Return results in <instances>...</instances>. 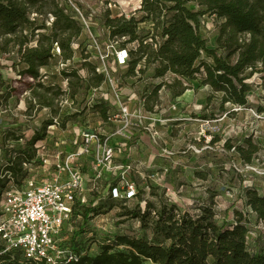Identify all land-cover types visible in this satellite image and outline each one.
<instances>
[{"label": "trees", "instance_id": "obj_1", "mask_svg": "<svg viewBox=\"0 0 264 264\" xmlns=\"http://www.w3.org/2000/svg\"><path fill=\"white\" fill-rule=\"evenodd\" d=\"M112 1L116 3L117 0ZM30 14H48L53 18L48 33L37 34L36 44L32 47L28 46L30 41L23 32L30 30L32 35L45 26H36V20L29 18ZM129 14L126 18L123 14L112 15L106 11L99 16L100 27L108 31L109 37H125V43L141 42L137 51L130 52L127 76L134 73L144 58V68L148 65L155 67V78L167 74L173 77L170 83H165L171 99L181 97L187 90L184 81L198 80L210 90L206 104L213 95L220 94L219 112L224 113L226 105L238 108L248 105V96L253 93L249 80L258 71V65L264 64V0H141L135 15ZM204 16H214L220 21L214 48H209L202 36L201 18ZM146 22L152 26L142 36L139 24ZM0 37H7V45L13 43L17 48L19 63L23 65L20 75L31 78L43 91L42 94L34 93L38 105L43 108L52 109L53 100L60 92L58 89L53 92L52 84L45 87L38 82L41 79L39 69L48 66L56 57L65 64L76 56L84 66L83 77L76 71H61L63 78L74 79L69 81L72 98L77 95L79 86L87 93L103 82L102 75L93 73V63L82 61L87 58L83 48L81 51L72 49L74 41L84 40L75 12L66 0H0ZM148 38L153 44L157 43L156 49L151 44H142ZM55 46L59 54L54 51ZM3 85L0 74V88ZM9 97L6 94V98ZM94 108L102 117L105 116L104 105L96 104ZM259 111L263 112L262 109ZM66 117L65 114L60 117L62 128ZM195 117L207 119L204 114ZM51 125V120L44 122L22 143L21 137L13 132L7 131L2 135L3 141L14 145L6 148V160L0 164V200L7 185L18 188L28 176L23 164L37 168L38 154L49 152L47 129ZM218 141L214 137L211 143ZM223 147L233 151L244 165H250L260 150L250 137L242 144H233L228 139ZM243 197L245 206L250 208L256 219L264 221V195L247 187ZM138 198L144 201L143 190H139ZM94 202L95 199L89 200L88 207L79 202L74 205L72 217H79L77 229L67 234L65 244L78 258L67 264H264V251L251 253L248 249L249 220L245 214L235 210L231 217L233 223L225 221L226 214L225 220L218 225L213 198L208 204L196 206L195 214L179 212L175 205L161 204L156 209L145 202V208H141L138 202L130 207L124 206L118 217L144 222V229L150 231L151 237L142 240L116 236L110 243H100L95 239L93 243L98 242V252L90 255L83 249L82 236L85 233L83 226L96 216ZM105 202L113 200L107 197ZM118 247L122 249L118 250ZM0 264L34 263L23 260L16 252L0 251Z\"/></svg>", "mask_w": 264, "mask_h": 264}, {"label": "rangeland", "instance_id": "obj_2", "mask_svg": "<svg viewBox=\"0 0 264 264\" xmlns=\"http://www.w3.org/2000/svg\"><path fill=\"white\" fill-rule=\"evenodd\" d=\"M71 1L82 11L90 24L92 33L98 34L100 40L105 38V29L100 27V15L110 11L112 15L124 12L129 16L128 13L136 6L135 0L130 2L117 0L116 3L112 0ZM114 4L115 7H113ZM135 17H139V15ZM29 18L36 20V26L42 24L45 26V29L34 31L32 35L30 30L23 32L30 41L28 46L32 47L36 44L37 34L48 33L53 18L48 14L42 16L30 14ZM201 22L203 23L202 36L206 45L209 48H214L220 21L214 16H204L201 18ZM149 27L150 22L139 24L142 36L149 31ZM7 40V37H0V74L1 81L4 83L0 88V94H2V99L0 98V164L6 160V148L14 145L13 142L3 141L2 135L9 131L21 137L20 143L28 140L35 131L41 128L44 122L62 116L60 102L66 100L68 96V91L59 93L53 100L52 109L38 105L34 93L42 94L43 91L36 87L34 81L20 75L23 65L19 63L16 54L17 48L13 43L7 45ZM86 43V39L84 42L76 40L72 44V49L81 51ZM83 68L82 62L76 56L65 64L56 57L50 61L48 66L39 69L41 79L38 82L45 87L52 84V91L55 92L58 89L60 92L61 88L64 89L65 80L68 85L69 81H74L73 78H63L61 71L65 70L67 73L76 71L83 77L85 76ZM154 68L153 65L146 66L141 78L136 83L125 78L126 70H117L113 76L118 86L128 88L134 84L133 86L140 88L144 80V89L147 87L150 90L158 81L153 76ZM172 78L167 74L163 77V81L170 83ZM140 82L141 84H139ZM249 83L252 85L253 93L248 96V105L244 108L226 105L225 112L221 113L218 111L220 94L213 95L211 101L206 104V98L210 96L209 88L201 85L198 80L184 81L187 90L181 96L185 99L180 100L177 104V108L180 110L179 117L187 114L183 109L184 106L193 103L195 106L190 117L194 118L195 115L204 114L209 121L208 126L204 127L199 122H177L176 124L179 126L173 127V132L168 136L170 142L164 144L163 140H159L155 145L150 143L153 149L144 154L142 169L135 171L144 174V204H141V208H145V202H148L156 209H159L161 204L175 205L179 212L195 214L196 206L208 204L213 198L215 204L213 210L218 225H221L225 220L226 214L225 221L229 224L233 223L232 213L235 210L241 211L249 220L248 249L254 253L264 251V226L258 223L250 208L245 206L243 196L247 187L254 188L260 195H264V64L258 65V71L251 77ZM74 88L77 86L74 85ZM101 91L96 96L94 95V98H97L95 101L111 99L109 96L111 91L108 88ZM76 92L74 106L78 109L82 107L83 110L80 112L81 114L71 115L65 119L70 124L83 121L88 114L85 108L88 92L84 93L81 86L76 89ZM71 93L72 89L69 85V94ZM6 94L10 97L6 98ZM169 98L170 93L165 89L161 93L159 101L156 97L149 96L146 102L150 106L163 103L160 113L167 115L169 104L166 101L170 102ZM65 109L64 106L63 113ZM260 109L263 112H260ZM47 131H49L47 135L58 143L70 140L68 135L61 136L58 128H50ZM214 137L219 141L213 144L211 140ZM248 137L260 146V150L250 165H244L233 151H227L223 145L228 139L233 144H242ZM167 145H171L172 155L162 153ZM147 176L153 178L146 179ZM134 177L135 180H140L139 175L134 174ZM105 182L102 181L103 184ZM99 197V199L92 197L91 194L84 196L87 202L95 199L93 205L97 206L96 216L83 226L85 230L82 236L83 249L90 255H95L98 252V242L93 243L95 239L103 243L105 241L113 242L116 236L123 235L142 240L151 237L150 231L144 229V222L141 223L138 219L128 217H118V213L123 210L124 206H120L116 201L105 202L107 197ZM138 200L140 202V199ZM127 206L129 207L131 204H127ZM117 249L121 250L122 248L118 247Z\"/></svg>", "mask_w": 264, "mask_h": 264}, {"label": "built area", "instance_id": "obj_3", "mask_svg": "<svg viewBox=\"0 0 264 264\" xmlns=\"http://www.w3.org/2000/svg\"><path fill=\"white\" fill-rule=\"evenodd\" d=\"M135 1L136 6L131 15H135L141 3V0ZM66 2L74 10L83 40L87 41L83 48L87 58L82 61L93 63V73L102 75L103 82L88 91L85 100L88 114L83 121L70 124L67 120L62 128L60 116L51 119L52 125L48 129L58 128L61 136L68 135L70 140L58 143L48 137L46 144L49 152L39 153L36 157L39 166L36 168L23 164L28 176L21 186L13 188L7 185L3 190L0 200V251L16 252L23 260L34 264H67L77 261L78 255L65 244V240L67 234L77 229L79 217H72L74 205L77 202L87 207L89 205L85 201V194L109 197L125 207H128L127 204L133 205V201L136 202L134 204L139 202V190L144 191V174L135 171L134 161L130 158L137 151L139 138L147 137L155 145L157 141L163 140L162 135L166 133H161L163 129H169L167 135L170 136L173 126H179L177 122H199L204 127L209 124L207 119L190 117L195 106L193 103L184 106L187 114L179 117L177 104L181 97L166 101L169 104L167 115L160 113L163 103L154 106L147 104L149 96L159 101L161 93L166 89L164 76L156 77L158 81L150 90L147 87L144 89V80L140 88L134 84L128 88L118 86L114 73L117 70L127 71L130 52L137 51L141 42L135 40L125 43L127 38L109 37L106 29L105 38L100 40L98 34L92 33L82 11L71 0ZM121 14L126 18L130 16L129 13V16L124 12ZM151 26L150 23L149 29ZM142 44H151L154 49L157 48V43L153 44L150 38L143 40ZM54 51L59 54L56 46ZM143 69L144 58L134 73L125 78L136 83ZM104 88L111 91V99L95 101L97 98L94 95ZM67 91V99L60 102L62 114H81L83 109L74 106L76 98L69 94V85L65 80L64 89L61 88L60 93ZM96 104L105 106L104 117L94 108ZM64 106L66 109L63 113ZM167 146L162 153L171 155L170 147ZM134 174L139 175L140 180H135ZM151 178L147 176L146 179ZM102 181L106 182L103 184ZM139 203L144 204V201ZM258 223L264 226V221Z\"/></svg>", "mask_w": 264, "mask_h": 264}, {"label": "crops", "instance_id": "obj_4", "mask_svg": "<svg viewBox=\"0 0 264 264\" xmlns=\"http://www.w3.org/2000/svg\"><path fill=\"white\" fill-rule=\"evenodd\" d=\"M184 97V96H183ZM182 101L185 99V98H180ZM192 102V101H191ZM0 113H1V111H0ZM173 127H175V126H173ZM59 131V130H58ZM169 131V129H166V128H164L163 129V131L161 132L162 134H164L165 132V136L164 135H162V138H163V141H164V144H167V143H169L170 141H168V139L170 138V137H168V132ZM193 135H194V133H193ZM139 140V142H138V147H137V151H135L134 153H132L131 155H130V158H131V160L132 161H134V165H135V167H136V169L138 170V169H142V167H141V165H144V154L145 153H147L149 150H152L153 149V147H152V145L150 144V141H149V139L147 138V137H141V138H139L138 139ZM166 141V142H165ZM171 143H173V142H171ZM167 147H170V146H167ZM170 151H171V153L173 154V150H172V148L170 147ZM171 154V155H172ZM136 163V164H135ZM141 167V168H140ZM141 174V173H140Z\"/></svg>", "mask_w": 264, "mask_h": 264}]
</instances>
